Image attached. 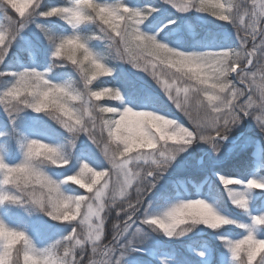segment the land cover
Returning <instances> with one entry per match:
<instances>
[{
    "label": "snow or ice",
    "instance_id": "1",
    "mask_svg": "<svg viewBox=\"0 0 264 264\" xmlns=\"http://www.w3.org/2000/svg\"><path fill=\"white\" fill-rule=\"evenodd\" d=\"M258 164L264 0H0V264H264Z\"/></svg>",
    "mask_w": 264,
    "mask_h": 264
},
{
    "label": "trees",
    "instance_id": "2",
    "mask_svg": "<svg viewBox=\"0 0 264 264\" xmlns=\"http://www.w3.org/2000/svg\"><path fill=\"white\" fill-rule=\"evenodd\" d=\"M164 15L165 16H169L170 13L169 12H165ZM176 15H179V14H176ZM134 78L137 79L139 82H144V80H145V76L144 75L136 76ZM147 79L150 80V77L147 78ZM169 110L172 111L173 114L176 115L180 120H182L185 123H187V120L183 116V114L178 112V110H175L174 107L170 108ZM246 132L248 134H250V135H253L255 138H260L261 137V132H260L259 126L255 122V120H253L252 122H250L248 124V131H246ZM243 160H244V157L240 156V157H237L236 160L233 163L236 164V165H239V164H241L243 162ZM226 170L227 171H234L231 167L227 168ZM241 174H243L242 170H241ZM206 237H207V239H211L210 235H208ZM175 247H179V245H175ZM142 255L145 257V264H147V262H152V259H150L145 253H142Z\"/></svg>",
    "mask_w": 264,
    "mask_h": 264
},
{
    "label": "rangeland",
    "instance_id": "3",
    "mask_svg": "<svg viewBox=\"0 0 264 264\" xmlns=\"http://www.w3.org/2000/svg\"><path fill=\"white\" fill-rule=\"evenodd\" d=\"M176 116V115H175ZM177 117V116H176ZM178 118V117H177ZM179 119V118H178ZM245 131H248V126L245 129ZM259 139V138H257ZM198 152L203 151L202 149H197ZM261 171H264V165H257L256 174H259ZM207 238V237H206ZM147 255V253H145ZM148 256V255H147ZM150 259H152V262H147V264H165V260L168 259L166 256L160 255L155 258H152L148 256Z\"/></svg>",
    "mask_w": 264,
    "mask_h": 264
}]
</instances>
